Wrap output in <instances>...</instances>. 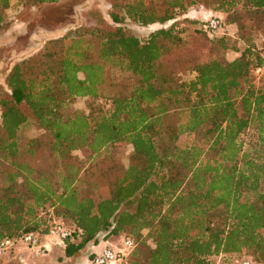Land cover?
I'll return each mask as SVG.
<instances>
[{
    "label": "trees",
    "instance_id": "16d2710c",
    "mask_svg": "<svg viewBox=\"0 0 264 264\" xmlns=\"http://www.w3.org/2000/svg\"><path fill=\"white\" fill-rule=\"evenodd\" d=\"M196 5L225 14L264 10V0L148 7L114 0L112 30L80 27L49 38L8 69V93L0 98V240L43 235L55 220L70 232L57 247L65 258L100 234L126 233L134 243L126 264L227 263L248 253L264 264V88L251 74L263 61L217 37L224 26L218 18L217 30H207L205 20L190 32L208 51L190 52L174 20ZM7 7L0 0V28ZM124 19L170 24L139 41ZM108 68L125 76L111 79ZM187 72L193 79L181 81L177 75ZM76 98L90 100L91 109L75 110ZM21 105L41 133L19 147ZM121 145L131 149L127 166L96 202L81 196L71 153L86 150L91 165L111 173ZM121 207L127 211L118 213Z\"/></svg>",
    "mask_w": 264,
    "mask_h": 264
},
{
    "label": "rangeland",
    "instance_id": "374dc122",
    "mask_svg": "<svg viewBox=\"0 0 264 264\" xmlns=\"http://www.w3.org/2000/svg\"><path fill=\"white\" fill-rule=\"evenodd\" d=\"M23 1L8 0V7L2 14L4 24L0 28L2 30L0 31V98H4L8 93L4 83L8 69L21 59L34 54L43 41L68 34L80 27H98L103 28V30H112L115 27L108 16L110 5L114 0H62L52 4H41L36 8L28 6V3L25 4ZM144 1L145 6L148 7L150 4L158 5L162 0ZM193 11L203 12L204 14L196 15ZM210 17L218 18L224 25L222 31L216 32L217 37L222 33L226 38L235 40L237 50L241 51L247 47L260 60H264V10L246 12L236 9L225 14L212 12L205 5L190 7L184 14H178L174 20L179 28H185L186 31L183 32V37L189 43L188 50L190 52L195 55H204L208 51L206 41L191 38L190 32L192 29L199 28V25ZM186 20L192 21L193 24ZM169 24L140 26L129 19H124L122 27L139 41H143L151 32L159 28H166ZM224 59L229 60V57L224 56ZM108 74L111 79H120L125 76L116 68H108ZM177 76L181 81L188 82L193 79L194 74L187 72ZM78 77L81 78V75H78ZM254 83L255 86L264 88V79L254 80ZM91 105L90 100L76 98L73 108L85 114L87 109H91ZM19 110L26 118V121L20 125L16 132V142L20 147L27 139L38 136L41 131L35 129L23 105L19 106ZM120 149L123 151L118 154L117 164H114L115 167H111V173L108 172V169H105V164L91 165V159L86 150L71 153L75 166L77 163L79 167L80 181L77 184V190L81 196H89L94 202L101 198L108 184L119 176L121 169L127 166V158L131 151L130 146L121 145ZM124 211H127V208L121 207L118 213ZM45 214L48 215L49 213ZM64 224L68 225L67 222H64ZM123 234L126 233L110 237L117 238ZM142 234L144 235L145 231ZM57 247L52 245L49 254L43 255L40 253L35 254L33 251L27 250L24 245L19 244L15 249H19L18 253L21 259L24 260L19 261L17 264H71L73 256L70 258L63 257L61 249L59 250ZM241 259H248L254 264H262L260 258L250 253L232 258L227 263L220 261V264H236ZM78 261L79 258H77L75 264Z\"/></svg>",
    "mask_w": 264,
    "mask_h": 264
},
{
    "label": "built area",
    "instance_id": "2783aa9c",
    "mask_svg": "<svg viewBox=\"0 0 264 264\" xmlns=\"http://www.w3.org/2000/svg\"><path fill=\"white\" fill-rule=\"evenodd\" d=\"M220 27V22L215 17L206 20V29L215 31ZM255 80L264 78V60L252 68L251 72ZM70 236L69 230L62 222L53 221L47 232L43 235L37 233H25L15 238H4L0 240V255L9 251L17 244L24 245L29 249L35 250V253H44L47 246H62L66 238ZM118 244L103 245L96 251L89 253L83 264H126V259L134 248L133 240L126 234L117 237ZM207 264H220L219 258L210 260ZM236 264H254L248 259H241Z\"/></svg>",
    "mask_w": 264,
    "mask_h": 264
},
{
    "label": "crops",
    "instance_id": "0c3cea01",
    "mask_svg": "<svg viewBox=\"0 0 264 264\" xmlns=\"http://www.w3.org/2000/svg\"><path fill=\"white\" fill-rule=\"evenodd\" d=\"M193 13L196 15L204 14L203 12H199V11L198 12L193 11ZM235 56L236 54L234 53L227 55V57H229V60H232ZM105 244L116 246L118 244L117 238L116 237L113 238L110 236L107 237L104 234L98 235L97 238L93 242H89L83 247V249L79 250L75 255H73V261L71 264H75V261H77V258H79V261L76 264H83L84 260L86 259V257H88L89 253H91L92 251H96L99 247ZM18 245L19 244L15 245L9 251L0 255V264H17L19 263V261L24 260V259H21L20 254L18 253L19 249H15L16 246ZM51 249H52V244L47 246V250L45 251L46 252L45 254L44 253H40V254H43V255L49 254V251H51ZM27 250L33 251L35 253V250L33 249L27 248ZM35 254H38V253H35ZM33 264H37V263H33Z\"/></svg>",
    "mask_w": 264,
    "mask_h": 264
}]
</instances>
